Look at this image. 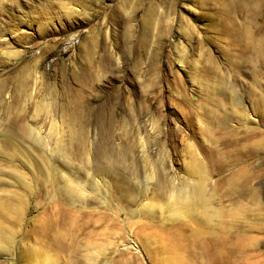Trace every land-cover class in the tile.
I'll list each match as a JSON object with an SVG mask.
<instances>
[{"label": "rangeland", "instance_id": "obj_1", "mask_svg": "<svg viewBox=\"0 0 264 264\" xmlns=\"http://www.w3.org/2000/svg\"><path fill=\"white\" fill-rule=\"evenodd\" d=\"M0 264H264V0H0Z\"/></svg>", "mask_w": 264, "mask_h": 264}]
</instances>
